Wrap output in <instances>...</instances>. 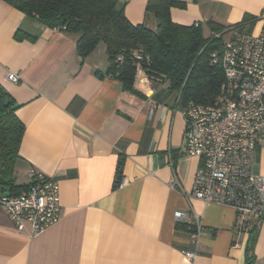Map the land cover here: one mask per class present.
Returning a JSON list of instances; mask_svg holds the SVG:
<instances>
[{"label": "crops", "instance_id": "0c3cea01", "mask_svg": "<svg viewBox=\"0 0 264 264\" xmlns=\"http://www.w3.org/2000/svg\"><path fill=\"white\" fill-rule=\"evenodd\" d=\"M118 1L131 23L157 27L148 0ZM184 1L171 9L184 25L264 16V0ZM19 28L37 37L18 40ZM78 36L0 0V82L25 124L16 177L28 183L31 170L52 177L61 205L60 220L37 235L28 222L19 229L0 206V264H246L254 224L255 264H264V218L248 217L241 229L231 206L190 197L199 161L185 150L177 93L149 80L137 81L144 95H135L117 79L98 77L109 65L105 46L83 59ZM10 71L19 81L8 80ZM121 153L125 184L114 189ZM254 171L264 176V139ZM176 211L202 226L198 238L177 229Z\"/></svg>", "mask_w": 264, "mask_h": 264}, {"label": "trees", "instance_id": "16d2710c", "mask_svg": "<svg viewBox=\"0 0 264 264\" xmlns=\"http://www.w3.org/2000/svg\"><path fill=\"white\" fill-rule=\"evenodd\" d=\"M19 9L40 24L67 33L78 34L76 42L79 55L86 59L104 45L109 65L104 72L96 70L100 78L112 77L122 82L123 89L135 95L144 94L136 87L138 68L148 80L166 84L180 95L184 107L189 101L214 103L225 80L219 62H214L212 52L220 49L222 37L231 27L251 30L258 18L247 16L241 22L224 25L209 20L206 25L179 24L173 21L171 9L186 6L184 0H148L146 14L157 19V27L133 24L125 15L118 0H3ZM207 30V33L205 31ZM37 34L17 29L15 38L35 39ZM8 104L6 105V102ZM18 103L0 82V195H18L31 183H19L16 162L25 132L24 122L17 116ZM125 156L120 154L113 188L120 186L123 178ZM247 227V220L240 226ZM177 229L195 231L196 226L179 221ZM246 246V264H255L254 248L258 229H249Z\"/></svg>", "mask_w": 264, "mask_h": 264}, {"label": "built area", "instance_id": "2783aa9c", "mask_svg": "<svg viewBox=\"0 0 264 264\" xmlns=\"http://www.w3.org/2000/svg\"><path fill=\"white\" fill-rule=\"evenodd\" d=\"M226 33L227 41L222 33L215 34L223 44L211 54L225 75L220 94L214 103L189 101L184 106L183 137L186 153L199 161L190 197L231 206L242 226L248 217L264 218V176L254 171L264 139V16L251 30L231 27ZM7 78L17 82L20 76L10 71ZM138 81H149L141 68ZM29 176L30 187L18 195L1 194L0 206L19 229L28 222L37 235L61 218L59 184L34 170ZM186 218L185 212H175L178 222ZM201 233L198 224L192 237ZM185 256L192 260L196 252Z\"/></svg>", "mask_w": 264, "mask_h": 264}, {"label": "rangeland", "instance_id": "374dc122", "mask_svg": "<svg viewBox=\"0 0 264 264\" xmlns=\"http://www.w3.org/2000/svg\"><path fill=\"white\" fill-rule=\"evenodd\" d=\"M205 31H206V33H207V30L205 29ZM229 34L228 33H226V34H224V36H223V38H224V40L225 41H227V40H229ZM146 76V75H145ZM17 181L19 182V183H24L25 182V179H24V177H21V176H18L17 177Z\"/></svg>", "mask_w": 264, "mask_h": 264}, {"label": "water", "instance_id": "95a60500", "mask_svg": "<svg viewBox=\"0 0 264 264\" xmlns=\"http://www.w3.org/2000/svg\"><path fill=\"white\" fill-rule=\"evenodd\" d=\"M8 104V101L6 102V105Z\"/></svg>", "mask_w": 264, "mask_h": 264}]
</instances>
